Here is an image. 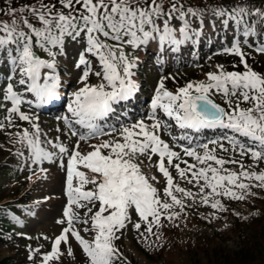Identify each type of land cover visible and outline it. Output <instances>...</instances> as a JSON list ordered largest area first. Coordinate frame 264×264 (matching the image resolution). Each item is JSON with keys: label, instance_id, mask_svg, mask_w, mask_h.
<instances>
[{"label": "snow or ice", "instance_id": "obj_1", "mask_svg": "<svg viewBox=\"0 0 264 264\" xmlns=\"http://www.w3.org/2000/svg\"><path fill=\"white\" fill-rule=\"evenodd\" d=\"M206 13H210L208 27L231 33L232 45L222 51L239 57L240 65L232 67L242 65L244 71H227L216 65L214 71L205 73V80L188 82L175 92L165 86L168 77H161L145 118L105 131L100 121H106L116 106L138 92L136 50L146 51L155 44L163 55L179 52L190 42L198 43L204 35ZM193 20L197 27L192 26ZM245 47L264 54V2L254 5L251 0H237L211 8L186 5L184 0L0 2V106L11 105L6 108L8 125L14 126L12 114L32 125L33 132L24 129L17 133L18 142L30 149L32 163H58L65 171L67 203L62 214L66 221L59 223L66 222V227L52 242L51 251L42 254L41 264L58 261L64 254L62 243L68 245L67 254L73 255L70 236L82 247L88 264H116L120 254L114 241L131 222L130 209L145 222L146 232L153 233L154 226H162V217L169 221L179 218L180 213L173 209L188 207L186 200L226 211L222 198L244 200L252 187L264 188V170H252L264 163V73L248 63L254 57ZM69 50L83 84L72 93L71 116L61 117L70 134L78 137L71 148L57 142L59 138L42 141L39 123L21 111L22 104H33L26 94L34 98L37 107L59 99L58 58L67 57ZM90 77L97 82L89 83ZM215 96H220L223 104L217 103ZM74 124L87 132L78 133ZM173 125L179 130L176 136H172ZM4 127L0 123V129ZM205 130L220 134L201 142ZM117 131L118 137L112 136ZM162 131L187 146L170 145L161 138ZM106 135L112 138L81 150L80 142ZM45 142L55 150L44 148ZM176 146L194 162L184 159ZM140 156L149 162L158 157L155 167L166 178L163 196L167 199H161L151 183L157 177L142 172L136 162ZM245 157L252 164L245 165ZM228 165H236L239 172ZM170 168L196 191L181 187ZM40 171L46 173L47 169L41 167ZM74 207L84 210L83 218ZM76 224L90 225L83 231L94 232L92 239L82 236ZM133 226L139 230L141 223ZM30 251L29 259H34L40 249Z\"/></svg>", "mask_w": 264, "mask_h": 264}, {"label": "rangeland", "instance_id": "obj_2", "mask_svg": "<svg viewBox=\"0 0 264 264\" xmlns=\"http://www.w3.org/2000/svg\"><path fill=\"white\" fill-rule=\"evenodd\" d=\"M210 13L205 14L204 23V35L199 38L198 43H188L181 47L179 52L166 54H159L155 44H152L148 49L136 50L135 55L139 57L138 67L135 69V79L141 90L148 97L153 98L154 92L158 87V82L161 77H168L165 80V86L168 90L175 92L179 87L184 86L188 82H197L205 80V73L214 71L216 65H223L225 70V53L222 51L225 47H231L232 35L230 32L227 34L220 31L219 27L212 29L208 27ZM177 22L173 21L175 25ZM193 27H197L196 21L193 20ZM39 54L43 58H47L46 54L42 51ZM262 57H254L253 61L256 65H251L252 68L257 69V66L263 62L262 67L264 69V55ZM154 60H153V59ZM236 58H239L236 56ZM60 63L58 64V72L61 76V88L62 94L69 97L67 100V106L72 101V93L83 84L79 82L81 71L74 67V59L69 50V54L65 58H58ZM227 62V60H226ZM249 63V62H248ZM242 69L243 66L241 65ZM7 71L6 69L4 70ZM262 73V72H261ZM95 77H90L89 83H96ZM0 86H3V77L0 76ZM20 89V86H17ZM23 93V92H22ZM27 99H33V104L30 106L25 103L21 105V111L29 114L33 117V122L39 123L41 129V140H53L64 142L70 148L77 142L78 137L72 136L69 129L65 125L61 117L71 116L68 109L62 110V113L49 114L37 108L34 98L30 94H26ZM217 102L223 104V100L220 96L213 97ZM151 103V102H150ZM150 103L145 106L148 110L141 116L139 114L131 115V118H123L124 122L121 125H127L135 122L139 119L145 118L150 112ZM6 106H0V123H4L5 127L0 129V163L7 162L8 166L3 167V172L0 173V205H4L7 201H14L19 198L20 195H24L25 203L21 205L23 210L16 220H20L19 229L21 233L26 234L30 238L28 252L32 255L30 250L40 249L39 253H35L32 262L34 264H41L42 254L50 252L52 249V242L60 235L62 229L66 227L65 224L59 223L60 220L66 218L63 217V210L66 207L67 196L66 187L64 183L65 171L60 168L58 163L45 162L43 165H35L31 160L30 149L24 148V144L21 145L19 141L18 133H22L24 129H28L31 133L34 131L32 125L29 122L19 120L16 114H12L14 126L8 125L5 117L8 115ZM141 110H137L140 112ZM143 111V110H142ZM127 115V112H125ZM140 116V117H139ZM36 117L39 119L36 120ZM102 125L103 122H100ZM73 127L78 133L87 132L80 125L74 124ZM59 129V131H57ZM179 134V130L173 125L172 136ZM118 131L113 133L112 136L118 137ZM172 136H169L166 132H161V138L168 142L170 145L179 144L172 140ZM111 136H102L89 142H80L82 151L89 150V144L99 143L100 140L110 139ZM201 138H204L201 136ZM200 138V139H201ZM210 140V139H207ZM205 138L201 139V142L207 141ZM20 143L21 148L15 147L14 153L11 154L12 146ZM187 144V142H185ZM42 146L47 150L53 149L49 144L42 143ZM175 150L181 153L184 159L192 161L191 158L183 156V152L180 147L176 146ZM13 151V150H12ZM198 151H202L198 149ZM19 153H23L20 155ZM11 154V155H10ZM219 154V153H218ZM226 155V154H225ZM240 159V157H237ZM158 160L157 156H153L151 162L147 160V157L140 156L137 158V163L140 164L142 172L149 178L156 176V181H151L154 187L159 190L161 199H167L163 196V190L166 185V178L155 167ZM66 162V158H65ZM245 165L252 164L249 158H244ZM167 166V163H166ZM47 169V172H41L40 168ZM181 167H184L181 164ZM235 171L239 172V168L236 165H228ZM174 177H177L175 169H169ZM256 172L264 170V163H261L258 167L252 169ZM36 175H33V173ZM177 183L181 187L189 188L192 191H196L192 185L187 184L185 181L180 180L177 177ZM177 195H180L177 193ZM235 201V200H233ZM188 207L181 210L179 207L173 209L185 216L188 221L187 225L181 224L179 230H173L169 233L165 227H156L159 231L157 234L147 233V225L143 222L137 213L130 209L132 215L131 222L127 223L125 232H119V241L121 245L122 256L125 258L126 263L132 264H213L216 262L213 259L212 254H203L198 248L203 245L206 239H215L221 246L231 250V252H237L243 248L246 244H258V240H262L264 233V204H258L261 217L257 219L260 222L257 226H246L240 234L233 228V223L238 222L244 213L251 211V209L244 204L235 201L232 212L229 216L219 217L216 215V209H212L210 206L203 205L199 202H193L191 200L185 201ZM98 207V205H97ZM74 210L78 211L80 216L84 217V210L74 207ZM258 211V209H256ZM95 211V209H93ZM31 213V214H30ZM90 215V214H89ZM151 219V218H150ZM140 222L141 228L139 230L134 228V224ZM247 224V223H246ZM250 224V223H248ZM75 227L81 230V235L86 239L91 240L94 232H84L83 228L90 227V225L76 224ZM122 233V234H121ZM155 233V232H153ZM48 237L44 239L43 237ZM142 240V242H141ZM117 241V240H116ZM251 242V243H248ZM69 243L73 250V255L67 254L65 249L68 245L62 243L61 251L64 256L72 257L75 264H84L87 257L83 253L82 247L74 239L69 237ZM115 243V241H114ZM144 243L148 248L153 251V254L149 256L139 251V244ZM115 246L117 247L116 243ZM158 246H164V249L155 251ZM211 246H213L211 244ZM216 246V245H215ZM259 257L264 258V242L258 246ZM12 251L4 247L0 243V260H4L6 256H11ZM26 257L25 254H23ZM1 262V261H0ZM62 263V261H61ZM69 264H72L68 260ZM252 264H263L260 259H255Z\"/></svg>", "mask_w": 264, "mask_h": 264}, {"label": "trees", "instance_id": "obj_3", "mask_svg": "<svg viewBox=\"0 0 264 264\" xmlns=\"http://www.w3.org/2000/svg\"><path fill=\"white\" fill-rule=\"evenodd\" d=\"M0 2H3V0H0ZM237 0H184V3L186 5H199V4H206L209 6V8L214 7L216 5H222V4H232L236 3ZM252 4L259 5L260 3L264 2V0H251ZM253 192V194H252ZM249 192L246 196V200H244L245 203H247L252 208H256L258 204H264V198H261V193L258 191V194L256 192L252 191ZM264 192V191H263ZM257 196H256V195ZM15 210V209H11ZM250 217L249 223L250 224H236V227L234 228L235 231L242 232L244 228H247L246 226H257L260 222L257 221L258 217H261L260 212H253L252 214L247 215ZM245 230V229H244ZM264 242V233L262 236V240H258V244H246L243 248L238 250L237 252H231V250L227 249L224 246H221L217 240L211 238L206 239V241L203 242V245L198 247L203 254H212L213 259L216 260L213 264H252L255 259H260V261H263L264 264V258L259 257L258 252V246L263 244ZM251 243V242H248ZM211 244L213 246H211ZM216 245V246H215ZM4 260H0V264H13V258L10 256H6L3 258Z\"/></svg>", "mask_w": 264, "mask_h": 264}]
</instances>
